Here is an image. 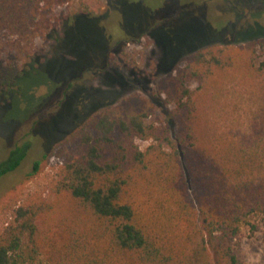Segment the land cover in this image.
<instances>
[{
    "label": "trees",
    "instance_id": "trees-1",
    "mask_svg": "<svg viewBox=\"0 0 264 264\" xmlns=\"http://www.w3.org/2000/svg\"><path fill=\"white\" fill-rule=\"evenodd\" d=\"M70 2L0 0V105L21 98L29 71L6 55L32 48L54 10ZM223 76L240 78L253 105L244 126L218 134L211 115ZM162 92L181 117L179 133L147 111H93L64 139L86 150L64 165L56 186L74 203L75 227L59 243L42 222L51 204L20 206L0 236V264H242L235 242L243 226L257 230L248 222L254 217L264 222V42L199 51L162 82ZM31 145L10 151L0 179L20 167Z\"/></svg>",
    "mask_w": 264,
    "mask_h": 264
},
{
    "label": "rangeland",
    "instance_id": "rangeland-1",
    "mask_svg": "<svg viewBox=\"0 0 264 264\" xmlns=\"http://www.w3.org/2000/svg\"><path fill=\"white\" fill-rule=\"evenodd\" d=\"M261 42L264 0H71L57 7L32 48L6 55L29 71L21 98L0 105V163L14 147L32 145L20 167L0 179V236L26 204L53 206L42 222L59 243L75 227L74 203L56 186L64 165L86 150L64 139L93 111L109 105L147 111L175 137L181 117L162 82L199 51H243ZM222 85L211 115L218 134L244 126L253 105L240 78L223 76ZM248 222L257 230L246 223L235 252L242 264H264V222Z\"/></svg>",
    "mask_w": 264,
    "mask_h": 264
}]
</instances>
